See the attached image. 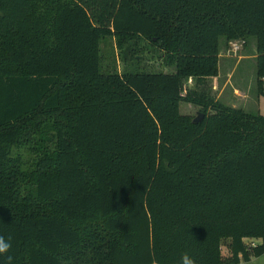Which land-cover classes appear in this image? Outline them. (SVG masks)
I'll return each mask as SVG.
<instances>
[{"label": "trees", "instance_id": "obj_1", "mask_svg": "<svg viewBox=\"0 0 264 264\" xmlns=\"http://www.w3.org/2000/svg\"><path fill=\"white\" fill-rule=\"evenodd\" d=\"M112 36L121 49L150 41L175 72L104 73ZM251 37L264 96V0H0V235L11 264L264 256V115L185 88L219 76L221 38Z\"/></svg>", "mask_w": 264, "mask_h": 264}, {"label": "rangeland", "instance_id": "obj_2", "mask_svg": "<svg viewBox=\"0 0 264 264\" xmlns=\"http://www.w3.org/2000/svg\"><path fill=\"white\" fill-rule=\"evenodd\" d=\"M220 48L222 56L221 70L224 75L229 77L228 87L234 86L242 91V94H236L245 107L239 106L238 108H243L247 112L264 115V96L260 95L257 79V39L251 37L246 41L228 42L225 38H221ZM101 55V69L104 73L118 72L122 75L136 72L174 73L176 70L174 64H167V57L159 47L153 46L150 41L144 39L139 40L134 50V43L121 49L115 37H106L101 42ZM213 86L214 84L209 80L206 84H202L199 87L191 79L185 84L186 90L197 89L200 93L209 91L210 96L222 103L226 102L238 105V102L233 101L232 103L233 95L230 89L226 88L217 91ZM218 93L220 94L218 95ZM260 100L262 101L261 107L259 106ZM180 111L183 115L196 118L199 113H202V108L194 104L181 103ZM45 147L50 151L54 149L53 143H47ZM29 151L27 149L16 150L15 155L21 153L22 157L30 162L33 155ZM257 241L260 243V240ZM230 243L231 239H224L222 241V255L226 261L231 259L232 256ZM245 243L247 247L256 244L255 241L250 239H245ZM239 264H264V256L252 258L250 261L241 260Z\"/></svg>", "mask_w": 264, "mask_h": 264}, {"label": "crops", "instance_id": "obj_3", "mask_svg": "<svg viewBox=\"0 0 264 264\" xmlns=\"http://www.w3.org/2000/svg\"><path fill=\"white\" fill-rule=\"evenodd\" d=\"M221 59H222V56L220 54L219 76L216 77V78H209L208 80L211 81L212 84H214L213 88H216L217 91H221V90H224L226 88H228V89H230L232 91V95L234 97V98L232 97V103H233V101L236 102V103L238 102V105H233V104H230V103L228 104V103L224 102L227 106L234 107V108H238L239 106L245 107V105H243V102L238 98V95L236 94V93L242 94V91L239 90V88L234 87V86L228 87V85H229L228 78L229 77H227L226 75H224L223 72H222V70H221V67H222V65H221ZM223 75H224V77H223ZM215 84H216L217 87L215 86ZM219 94L220 93H218V95ZM261 102L262 101L260 100L259 101V106L260 107L262 105ZM253 241H255L257 245L262 243V240H260V243L257 240H253Z\"/></svg>", "mask_w": 264, "mask_h": 264}, {"label": "clouds", "instance_id": "obj_4", "mask_svg": "<svg viewBox=\"0 0 264 264\" xmlns=\"http://www.w3.org/2000/svg\"><path fill=\"white\" fill-rule=\"evenodd\" d=\"M10 249H11V244L9 240H6L2 235H0V256L7 257L9 264H11V260H12V257L8 255ZM181 264H197V261L189 254L185 253L182 256Z\"/></svg>", "mask_w": 264, "mask_h": 264}, {"label": "water", "instance_id": "obj_5", "mask_svg": "<svg viewBox=\"0 0 264 264\" xmlns=\"http://www.w3.org/2000/svg\"><path fill=\"white\" fill-rule=\"evenodd\" d=\"M205 115L203 113H199L196 118L193 119V123H200L204 119Z\"/></svg>", "mask_w": 264, "mask_h": 264}, {"label": "built area", "instance_id": "obj_6", "mask_svg": "<svg viewBox=\"0 0 264 264\" xmlns=\"http://www.w3.org/2000/svg\"><path fill=\"white\" fill-rule=\"evenodd\" d=\"M257 244H254V246H251V247H255Z\"/></svg>", "mask_w": 264, "mask_h": 264}]
</instances>
